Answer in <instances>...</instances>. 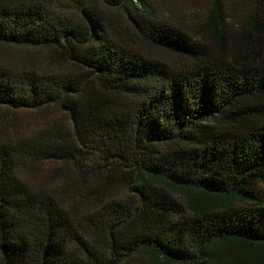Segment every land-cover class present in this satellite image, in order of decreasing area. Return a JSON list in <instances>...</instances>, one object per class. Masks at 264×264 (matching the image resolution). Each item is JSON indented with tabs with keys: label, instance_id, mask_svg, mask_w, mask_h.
Wrapping results in <instances>:
<instances>
[{
	"label": "trees",
	"instance_id": "obj_1",
	"mask_svg": "<svg viewBox=\"0 0 264 264\" xmlns=\"http://www.w3.org/2000/svg\"><path fill=\"white\" fill-rule=\"evenodd\" d=\"M262 1L236 31L216 2L197 37L158 0H0L1 43L70 65L0 64V105L73 127L0 142V264H264ZM29 157L70 163L81 201L28 185Z\"/></svg>",
	"mask_w": 264,
	"mask_h": 264
},
{
	"label": "rangeland",
	"instance_id": "obj_2",
	"mask_svg": "<svg viewBox=\"0 0 264 264\" xmlns=\"http://www.w3.org/2000/svg\"><path fill=\"white\" fill-rule=\"evenodd\" d=\"M216 2L221 4L222 16L227 25L232 31H236L241 23L248 20L261 0H158L157 3L167 19L186 27L194 36L200 37L210 33L206 25L213 17ZM109 15L115 19L114 22L117 25L121 24L124 27L127 23L124 15L118 11L111 12ZM143 48L169 62L177 61L171 54L151 50L145 45ZM0 64L16 74L24 72H36L42 75L63 74L70 68L68 63L59 56L53 55L49 49L1 42ZM51 125H56V129L61 133L72 134L73 127L69 115L57 107H51L45 111H30L14 110L0 105V142L32 137ZM78 175L75 168L68 162L49 161L41 157L27 158L20 168V176L28 185L34 189L52 192L59 198L67 195L75 197V190L79 186L80 179ZM77 196L75 198L78 201Z\"/></svg>",
	"mask_w": 264,
	"mask_h": 264
}]
</instances>
